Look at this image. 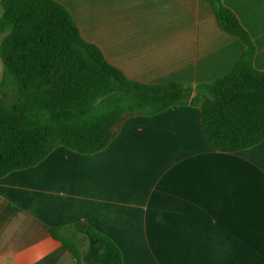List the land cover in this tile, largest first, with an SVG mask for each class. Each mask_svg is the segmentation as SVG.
Here are the masks:
<instances>
[{
    "label": "crops",
    "instance_id": "obj_1",
    "mask_svg": "<svg viewBox=\"0 0 264 264\" xmlns=\"http://www.w3.org/2000/svg\"><path fill=\"white\" fill-rule=\"evenodd\" d=\"M56 1L138 82H212L245 51L204 0ZM221 1L249 32L264 71V0ZM78 222L112 238L123 264H264V141L217 152L200 109L186 104L127 118L100 152L58 146L0 177V264H76L48 227Z\"/></svg>",
    "mask_w": 264,
    "mask_h": 264
},
{
    "label": "trees",
    "instance_id": "obj_2",
    "mask_svg": "<svg viewBox=\"0 0 264 264\" xmlns=\"http://www.w3.org/2000/svg\"><path fill=\"white\" fill-rule=\"evenodd\" d=\"M204 1L218 27L238 38L245 51L228 73L193 85L127 77L84 39L56 0H1L0 177L38 165L58 146L100 152L127 118L186 104L200 109L203 133L217 152L235 153L264 141V71L254 66L255 45L221 0ZM48 230L76 264H123L114 240L86 222Z\"/></svg>",
    "mask_w": 264,
    "mask_h": 264
},
{
    "label": "rangeland",
    "instance_id": "obj_3",
    "mask_svg": "<svg viewBox=\"0 0 264 264\" xmlns=\"http://www.w3.org/2000/svg\"><path fill=\"white\" fill-rule=\"evenodd\" d=\"M1 67H2V65H1ZM1 74H2V69H1Z\"/></svg>",
    "mask_w": 264,
    "mask_h": 264
}]
</instances>
